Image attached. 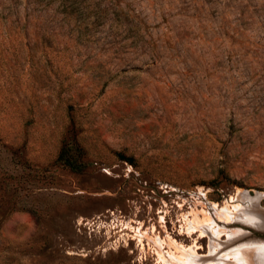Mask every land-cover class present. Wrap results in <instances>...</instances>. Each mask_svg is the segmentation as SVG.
<instances>
[{"label":"rangeland","instance_id":"rangeland-1","mask_svg":"<svg viewBox=\"0 0 264 264\" xmlns=\"http://www.w3.org/2000/svg\"><path fill=\"white\" fill-rule=\"evenodd\" d=\"M250 209L264 0H0V264L218 259Z\"/></svg>","mask_w":264,"mask_h":264},{"label":"bare ground","instance_id":"bare-ground-1","mask_svg":"<svg viewBox=\"0 0 264 264\" xmlns=\"http://www.w3.org/2000/svg\"><path fill=\"white\" fill-rule=\"evenodd\" d=\"M223 210L226 212V214L229 217L231 216L230 215L231 213L230 211H228V208H224ZM246 214L247 216L249 217L251 216L252 218L255 219L254 221H252L251 223L252 225L257 226V227L264 226V221L263 223L262 222L260 223V221H262L260 220V218L262 217L259 213L255 212L253 209H250L246 211ZM241 215H242V210H241ZM241 215H238V216H241ZM247 221H249V218ZM238 223H241V222H238ZM247 224H250V223H247ZM209 225L207 224V228L210 227L211 232L210 231H209L210 233L208 231L207 232L210 237V240L218 243L219 245H221V243L218 242L219 240L218 237L222 234H226V238L230 239V238H236L238 236L243 237L244 233H246L245 230L240 229L238 227L226 229L224 227L226 226L225 224L223 225L217 224L216 226H213V222H210ZM249 250H251L250 254L247 253ZM217 252H218V249L216 246L210 247L209 255L215 256ZM199 260L200 259L198 256H192V252H190L188 253V255L183 261L188 262V264L189 262L192 264H264V240H256V241L247 240V241L235 243L230 248H226L222 253H220V256L218 257V259H216V257H213L212 259H204L203 261H199Z\"/></svg>","mask_w":264,"mask_h":264},{"label":"trees","instance_id":"trees-1","mask_svg":"<svg viewBox=\"0 0 264 264\" xmlns=\"http://www.w3.org/2000/svg\"><path fill=\"white\" fill-rule=\"evenodd\" d=\"M60 157V156H59ZM62 162L65 164V165H68L70 168L74 169L76 167V165L73 163V161L69 158H62L61 159Z\"/></svg>","mask_w":264,"mask_h":264},{"label":"water","instance_id":"water-1","mask_svg":"<svg viewBox=\"0 0 264 264\" xmlns=\"http://www.w3.org/2000/svg\"><path fill=\"white\" fill-rule=\"evenodd\" d=\"M260 240H264V237H263V239H260Z\"/></svg>","mask_w":264,"mask_h":264}]
</instances>
